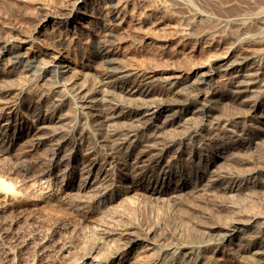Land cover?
Wrapping results in <instances>:
<instances>
[{"label": "bare ground", "instance_id": "bare-ground-1", "mask_svg": "<svg viewBox=\"0 0 264 264\" xmlns=\"http://www.w3.org/2000/svg\"><path fill=\"white\" fill-rule=\"evenodd\" d=\"M132 1L133 0H68L66 4L62 5L58 9L49 7L48 2L47 4L45 2H41L42 4L40 3L44 9L43 11L45 12L40 15L41 17H39V20H37V26L39 28H46L49 26L51 28L50 30H52L54 33L58 32V34L64 32L61 34V36H57L61 42L67 41L65 39V36L67 38V35L71 36L74 40H80L81 37L79 32H72L70 29H67L68 27H65L66 21L70 19L72 20L73 18L82 20L97 18L99 20V28L97 30H92L93 32L91 33H93V36L95 39H97V41L99 40V43L94 49V55L96 58L100 59L101 63L106 66L104 67L106 72L105 77L101 82L102 88L100 92L96 93V89L85 90L84 85L83 87H76V84H74L75 82H69L70 78L73 79L76 78V76L70 73L73 70L72 66L61 61L64 52L59 51L60 49H57L58 51L56 54L50 57L51 61L44 63H38L34 59L32 61L28 60L26 59V56L17 53L5 45H3L2 49L0 50V64H2L1 62L4 60V58H6V63H3V67L0 66V77L3 75L18 74V70L22 72H31L35 69L37 72L40 71L43 74H49V79L43 80V76L40 78L43 83L46 81H51L49 83V88L46 90V93H44V100L43 97L39 98L40 102H45V99L49 100L47 103L51 105L45 106V108L42 109H38V111L34 113V119L30 122V125L22 126L24 125L22 122L13 123L14 119H12L10 112L5 113L4 108L0 109V151L2 153L8 152L9 148L13 147L17 141L21 140H26L29 142L31 147L37 149L39 146L42 147L49 145L48 148L46 147V150L42 156L36 161L34 160L35 162L32 165L26 164L19 166L18 171L21 173H19V175H21L22 179L24 178L28 181H37V189L41 195L40 198L46 200V202L47 200L49 201L53 198L55 205H57L56 203L67 205L69 207L71 205L70 209H72L81 218H86L87 214H92V217L94 216L92 222L93 233L91 232L93 234V238L91 239V242L89 241L90 243L88 248L85 251L82 250V255H79L80 257L78 256L77 259H61L59 264H127V258L132 253L141 252L142 254L144 253V250L151 249L150 247L152 246H149L148 248L147 245H153L154 248V245L158 244L156 236L158 235L160 228H163L164 226H168L166 227L168 228L166 229L167 233L169 234L168 237L171 236L176 238L180 242L185 239V235L182 234L183 228H181L184 227L183 225L185 223L179 221L181 220V217H179L180 219L178 218L179 225L174 219H168L166 215L159 216V218L157 217L159 220L157 223H155L156 225L154 228L150 226H144L145 228H141V233L143 236L139 235V232L135 233L133 231L136 226L134 227L132 225L133 222L129 224L130 221L126 223V226L124 225L122 227H115L110 224L103 225V221L100 220V215L105 214L103 212H105L109 207L111 208V205L120 199L122 188H129L128 191H132L137 187V189L141 190L145 196L153 199L156 205L159 204L160 206L164 207L166 203L168 204V202H172L177 210H181V205L178 201L181 199L182 194L186 193L187 191L189 192L190 190L197 189L212 191L219 188L225 194L230 195L231 193L237 192L249 193L252 191L253 193V191H255L254 189L256 188L264 189V174L258 169L254 168L247 171L245 170L246 172L240 176L241 180H243L242 185L233 187L232 185H227L228 179H231L233 174L232 170L234 169L233 168L231 170V163H233V165L234 163L243 164L244 166V164L250 162V158L248 159L247 155V158H243L242 155L245 152L247 154V151L249 152L250 150L256 148L261 149V153L264 154V7H257L258 9H256V11L251 14H246V12L242 11V15L238 14L239 9H237V14L235 13L234 15L232 12L233 15H231L230 12L231 16H229L228 13V16L225 17V20L222 19L223 21H220V23L216 22L215 26L204 28L202 22L208 19V14L205 15V13L203 14L200 11H197V9L193 8V6L191 7L189 4L190 2H188L189 0H171L175 3V5L188 8L192 12V16H194L191 20L192 22L189 24V30H185L184 33L181 32L183 33V36L186 37V40H188V38L192 39L194 35H213L214 37L215 32L217 34L218 30H221L225 27H231V29L233 28L232 30L236 32L234 33V38L238 43H247L246 45H248L249 43L262 41L263 46L262 49L258 51L255 49H246L247 51L238 55H234L232 53L233 49L230 48L226 54L224 53V56L221 55L220 57H216L212 60L214 65L211 68H205V66L199 67L198 72L195 74L187 73L186 75L176 74L173 76L161 74L162 77L159 79L161 86L158 88V94L164 97V100H161L156 98L152 99L154 98L152 97L154 94L153 92L157 91V89L154 86V82L149 80V77H145L144 75L137 76L135 72L133 73L126 68L116 67L118 62L114 57L117 55L115 54V56L107 47L108 42L114 37V29L116 26H121V28L126 27V29L129 28L132 31L142 29L147 30L149 29L148 27L154 26L150 23V21H148V23L143 17L136 15L129 9L130 6L132 7L134 5L131 3ZM95 3H100V8L106 9L107 12L105 15H102V13L99 11H96V13L94 12V6H96L94 5ZM224 4L226 3L224 2ZM226 6H223V8ZM161 7L165 9L164 7L166 6L164 5ZM144 10L145 9H143V11ZM224 10L226 9H223V11ZM228 10L231 9H227V11ZM138 12L140 11L138 10ZM201 23L202 25H200ZM114 25L116 26L113 28L112 26ZM231 29L229 28V30ZM84 38L85 37L83 36V39ZM260 42L259 44L261 45ZM68 73L72 76H69V79H66L67 76L64 75ZM81 83L82 82H80V84ZM2 84L3 83L0 80V93H9L11 88H7L9 86L6 85L7 87H5V84ZM72 91L75 93V97L77 96L79 99H81L79 102L81 104L78 103L79 105L77 106L78 111L93 122L92 123L90 121L94 125V135L93 137L90 135L93 139H96V141L103 144L104 148H106L105 150H107L111 156L114 154L116 159L120 157L128 159L132 157V155H142L148 151H155V155L152 154V157L154 156V158L150 161L148 160L149 162L147 161L150 166H148L147 163H144L146 164L144 165L143 162V165L141 166H136V162L131 164L121 163L114 170V166L118 164L116 161H113L114 158L112 159L111 163L108 162L99 164L96 161L95 154L93 152V140L91 138L90 139L92 141L87 139L90 137L87 132L86 133L88 134V137H84L82 140L86 145L84 147L85 149L83 151V155L88 161L85 160L84 162L80 163L77 160V156L75 155L76 150L73 148L67 149L64 147V143L68 140L67 134H62L59 129L54 127L60 122H65L66 119L59 117L56 114V109L59 108L65 101H67V94L69 92L73 94ZM83 91L86 92L84 93ZM16 92L12 93L11 101L7 102L9 106L8 108H15L18 104H21V97ZM118 98L120 101H117ZM222 101H226V104H228L226 105L229 106L227 109L234 108L235 111H237L236 108H244L248 112V119L257 120L263 128H257L258 130L256 134L249 139H246L243 137V135H240V133H236V130H234L236 122H233V120L238 119L239 116L237 113L235 114V112V115H231L228 113V111L227 113L229 115H223L226 111L223 114L221 113V110H223L221 109L223 103ZM84 119H82L83 122L85 121ZM66 125L67 127H73V125L71 126V122H67ZM83 125L85 124L81 123V126ZM173 126L183 127L185 131L183 130L184 132L181 131L182 133L171 137L168 134L169 137L161 139V135L165 134V132L169 130L168 128ZM248 127L249 124L246 125V123H243V127L241 126L242 129L239 128V130L247 131ZM82 128L83 127H81V130ZM12 129V133L15 135H12L13 137L11 136L10 138ZM173 133L175 134L176 132ZM189 138L196 139V142H200L203 148L207 149V151L210 149L215 152V156L211 155L212 152L209 155H204L206 158L204 160V165L197 168L198 170L196 172V176H194V179H199L198 183H194L190 179H182L180 174L177 175L179 179L175 178L177 181L170 179L174 174L172 161L169 162L168 160H165V157L169 155L168 153H170V151H172L175 147L174 143L182 142ZM77 148L82 149V147L79 146ZM258 149H256V151H258ZM210 150L208 152H210ZM93 154L94 157L90 158ZM175 157H173L171 160H174ZM139 162H141V160ZM258 164L259 162L257 165ZM33 165H35L34 169L31 167ZM230 165L231 168L229 167ZM238 168L240 169V166ZM136 169H138L140 172H135ZM109 171H111V177L115 179L116 182L124 177H130L135 185L132 184L134 186L130 187H124V185L123 187L115 186L113 183L114 180L113 182H110L108 175ZM235 173L237 174L238 172ZM155 175H157V182L155 184L153 183L154 185H140V182H142L145 177H148L145 179L149 180L155 177ZM59 184L66 187L61 194L57 193V190H60L58 189L60 186ZM56 185H58L57 189ZM0 189L12 191L13 187L0 178ZM243 195L246 194L243 193ZM231 200L225 203L226 205H224L227 213L224 214L225 211H223L224 215L227 214L224 220H228L227 218H229V220L224 222V220L221 219L223 222H219L217 225L214 224V226L210 225L211 227L209 226L208 230L213 233V240L199 237L200 239H198L196 245L194 246H166L160 249L161 252H164L166 257H168L167 260L170 262L169 264H174L176 262V264H179L181 262V256L188 259V262H190L188 264H197L199 263V258L197 257L198 255L196 256V253L206 248H209L213 252H224L225 257L228 258L232 264L238 263L237 261L240 259H246L247 262L249 261L252 264H264V215L259 217L258 215L253 214L254 217L250 219L247 217L248 220L246 219V221L241 220L237 217L235 208L236 205L235 203L233 204ZM246 204L248 203L246 202ZM220 205H222V203ZM242 207L243 206H241V208ZM223 214L221 215V217L223 216L222 218H224ZM255 214H258V212ZM182 217L184 216L182 215ZM4 228L6 229V227ZM186 230H184V232ZM124 231L125 233H122ZM10 235L15 234L12 233ZM154 236L156 240L154 239ZM149 240H151V242L153 240V243L143 245V243H147ZM43 242L39 241L36 244L34 243L35 246H33V251L38 252L45 250L46 246ZM24 244L25 243H23L22 240L20 241V239L17 238H13L11 242L5 243V246H3V248L1 247L3 264H31L30 261L32 259H28L26 261L22 259L24 250L27 249L25 248ZM156 246L158 247V245ZM146 247L147 249H145ZM183 248H186V253L184 251V253L180 252V249ZM143 255H145V253ZM152 255H154V253ZM155 257L150 258L141 256L140 259H138L139 261L134 264H159L160 261H158ZM202 261L204 262L205 260Z\"/></svg>", "mask_w": 264, "mask_h": 264}, {"label": "rangeland", "instance_id": "rangeland-1", "mask_svg": "<svg viewBox=\"0 0 264 264\" xmlns=\"http://www.w3.org/2000/svg\"><path fill=\"white\" fill-rule=\"evenodd\" d=\"M67 1L68 0H0V50L2 49V46L5 45L8 48H11L12 50L16 51L17 53L26 56V59H28V60L32 61L34 59L38 63L39 62L44 63V62L51 61L50 57H52L56 54V52L58 51L57 49H60L59 51L64 52L63 53L64 55L62 56L61 61H63L64 63L66 62V64H70L73 68L72 72H70V73L72 75L76 76V78H73V79L70 78L71 79L70 80L68 77L69 76L71 77L72 75L68 73V74L64 75V76H67L66 79H69L70 83L75 82L74 84H76V87H83V85H84L85 90H91V89L95 90L96 89L95 90L96 93L100 92V90L102 88L101 82L103 81V79L105 77V72H106L104 67H106V66L103 63H101L100 59L96 58L94 55V49H95L96 45L99 43V40L97 41V39L94 38L93 33H91V32H93L92 30H95V29L97 30L99 28V26H98L99 20L97 18L96 19L90 18L87 20L73 18L72 20L70 19V20L66 21L65 22L66 25L64 24L65 27L66 28L68 27L67 29H70V31H72V32H74V31L77 33L79 32L81 37H80V40H74V39H72L71 36L67 35V38L65 36V39L67 41H64V42H61L58 39V37L61 36V34H63L64 32H61V34L60 33L58 34V32L54 33L52 30H50L51 28L49 26L46 28H39L37 26V20H39V17H41L40 15H42L45 12V11H43L44 9L42 8L41 2H45L46 4L48 2L49 7L53 8V9L54 8L58 9L62 5L66 4ZM262 1H264V0H213V1L207 0V2H206V0H195V1L189 0L188 2H190L189 3L190 6L191 7L193 6V8L197 9V11H200L203 14L205 13V15L208 14L207 15L208 19L202 23H203L204 28L205 27L209 28V27L215 26L216 22L220 23V21L225 20V17L228 16V13H229V16H231L233 14L235 15V13L237 14L238 12H239L238 14L242 15V11L246 12V14H251V13L255 12L256 9L264 7V2H262ZM163 2H165V3H163ZM224 2L226 4H224ZM131 3L134 5L132 7L130 6L129 9L132 12H134L136 15L143 17L147 22L150 21V23L154 26L148 27L149 29H147V30L142 29V30L132 31L129 28L126 29V27L121 28V26L114 25L112 27L114 28L116 26L114 29V32L117 35L114 34V37L112 38V40H110L108 42L107 47L112 51V53L114 55L115 54L117 55V56L115 55L116 57H114V58H116V61L118 62L117 63L118 65H116V67L126 68L127 70H129L133 73L135 72V74L137 76H139V75L143 76L144 75L145 77H149L150 78L149 80L154 82V86L157 89V91L153 92L154 94L152 97H154V98H152V99L156 98V99L164 100V97L162 95L158 94V90H159L158 88L161 86V83L159 82L160 77H162L161 74L162 75L166 74L169 76L170 75L173 76L176 74L186 75L187 73L195 74L198 72L199 67L205 66V68L206 67L211 68L214 65L212 60L216 57H220L221 55L224 56L227 53L228 49H230V48L233 49L232 53L234 55H238L242 52L244 53L245 51H247L246 49H249V50L255 49L256 51L262 49V46H263L262 41L261 42L257 41L255 43H249L248 45H246L247 43H238L237 40H235V38H234V36H235L234 33H236V32L234 30H232L233 28L231 29V27H225V28H222L221 30H218L221 33L217 31V34H216V32H215L214 37H213V35H205V36L204 35H201V36L194 35L192 37L193 40L190 38H188V40H186V37L183 36V33L185 30H187V29L189 30V24H190V22H192L191 20L194 17V16H192V12L188 8H186L184 6L182 7L179 5H175V3L171 0H169V1L168 0H163V1L162 0H133ZM99 4L98 3L94 4V5H96V6H94V10H95L94 12L96 13V11H99L100 13H102V15H105L107 12L106 9L100 8ZM213 4H214V6H213ZM164 5L166 6V7H164L165 9H163V7H161ZM223 6H226V7L223 8ZM231 6H232L233 10H232ZM180 7H182V8H180ZM221 7L223 9H226V10L223 11V9ZM240 7H241V9H240ZM242 7H243V9H242ZM245 8H246V10H245ZM143 9H145V10L143 11ZM227 9H231L232 11L231 10L227 11ZM237 9H239L238 12H237ZM138 10L140 12H138ZM230 12H231V15H230ZM232 12H233V14H232ZM165 14H166V16H165ZM219 14H221V15H219ZM189 17L190 18L192 17V18L190 19ZM213 22H214V24H213ZM202 23L200 25H202ZM156 24H157V26H156ZM153 27H155V28H153ZM229 28L231 30H229ZM181 32H183V33H181ZM82 34H84V35H82ZM155 34H156V36H155ZM83 36L85 37L84 38L85 40L83 39ZM115 36H116V38H115ZM182 42H183V44H182ZM259 42L261 43V45L259 44ZM5 59L6 58H4V60L1 62L2 63V64H0L1 67H3V65L6 63ZM18 71H19L18 74L16 73L13 75L12 74L11 75H3L2 77H0V80L3 83L2 85L5 84L4 85L5 87L9 86L7 88H11V90H12V91L10 90V92L6 93V94L0 93V109L4 108L5 113L10 112V115H12V119H14L13 123L22 122L24 124L22 126H28V125H30V122L33 121L34 113L36 111H38V109H42V108H45V106L51 105V104L47 103V101H49V100L45 99L46 100L45 102H40V99H39V98L43 97V100H44V97H45L44 93H46V90L49 88V83L51 81H46L45 83H43V81L40 78H42V76H43V80L49 79V74H45V73L43 74L40 71L37 72L35 69L31 72H22L20 70H18ZM39 75H40V77H39ZM80 82H82V83L80 84ZM83 82H85V83H83ZM89 87H90V89H89ZM70 90H72V89H70ZM15 92L20 95L21 104H18L17 107H15V108H8L9 106H8L7 102L11 101L12 93H15ZM83 92L85 93L86 91H83ZM72 93L73 94H71L69 92L67 94V99H66L67 101H65L59 108L56 109V111H57L56 114L59 117H63L64 119H66L65 122L64 121H63V123L60 122V123L56 124L54 127L59 129L62 132V134H65V135L67 134V139H68L67 141L69 143L66 141L64 143V147H66L67 149L73 148L74 150H76L75 155L77 156V160L80 163H82L85 160L88 161L83 155V151L85 149L84 147L86 145L82 139L84 137H88V134H89V136L91 135L93 137L95 131L93 129V127H94V125L92 124L93 122L90 119H88L87 117L83 116L77 109V106L79 104H81V103H79L81 99H79L77 96L75 97L74 96L75 93L73 91H72ZM117 101H120L119 98ZM222 102H223L222 107L221 106L220 107L223 110L220 109L222 112L221 111H219V112H221L223 114L226 111L223 115H226L228 113L232 115L235 112V114L237 113L239 116V118H238L239 120L238 119L233 120V122H236V125L234 128V130H236V133H238V134L240 133V135H243V137H245L246 139H249L253 135L256 134V132L258 130L257 128H263L258 123L257 120H255V119L249 120L248 119V117H247L248 112L244 108H240V109L236 108L237 111L238 110L240 111V112L239 111L237 112V111H235L234 108H232V109L228 108L227 109V107H229V106H226V105H228V104H226V101H222ZM227 111H228V113H227ZM81 116H82V118H81ZM84 117H85V119H84ZM69 118L73 121L74 124L72 123V121ZM82 119H84L85 121L83 122ZM240 119H241V121H240ZM66 121L71 122V126L73 125V127L72 128L67 127ZM237 122H238V124H237ZM81 123L85 124V125L81 126ZM243 123H246V125L249 124L247 131L239 130V128L242 129L241 126L243 127ZM63 124H65V125H63ZM255 124L256 125L258 124V125L256 126ZM81 127H83L82 130H81ZM61 128H63V129H61ZM168 129L169 130L167 132H165V134L161 135V137H162L161 139L169 137V135H170V137L174 136V135L176 136L177 134L182 133L181 131H183V130L185 131V129L183 127H180V126H173V127L168 128ZM251 130H252V132H251ZM12 132H13V129L11 130L10 138L12 135L13 136L15 135ZM173 132H176V133L174 134ZM78 133H80V134H78ZM81 135H83V136H81ZM91 136L88 137L87 139H89V140L92 139L94 142V143L92 142V145H93V152L95 154L96 161L99 164L108 163V162L111 163L112 159L114 158L113 161H116L118 163V164L114 163V164H116L114 166V170L121 163L131 164L133 162H136V166H141L144 163L148 164V162L154 158V156L152 157V154L155 155V153H156L155 151H150V152L148 151L142 155H132V157H130L128 159L121 158V157L116 159L115 158L116 156L114 154L111 156L109 154V152L107 150H105L106 148H104V145L99 143L98 141H96V139H93ZM25 141L24 140L23 141L22 140L17 141V143L15 145H13V147L9 148L8 152L2 153L0 151V161H1L0 164H3V165H0V173H1L0 178L13 187L12 191L0 189V203H2V204H0V230H1L0 231V242H1L0 243V245H1L0 246V257H1L0 258V264H3V257H2V252H1L2 250L1 249L3 248V246H5L4 245L5 243L11 242L13 240V238L20 239V241L22 240V242L25 243L24 244L25 248H27L25 250H27V251L24 250V254L22 255V259H24L25 261L28 259H30V260L32 259L31 260L32 262L29 260L31 264H59L61 259H65V258L66 259L70 258L68 260H72V258L77 259L78 256L79 255L81 256L82 252L88 248V245L91 242V239L93 238L92 222H93L94 216L92 217L91 216L92 214H90V215L87 214L86 218H81L72 209H70L71 205H70V207L67 205L59 204V203H56L57 205H55V203H54L55 201L53 198L50 199L49 201L47 200V202H48L47 203L46 200H43L42 198H40L41 195L37 189L38 188V184L36 183L37 181H35V180L28 181L24 178L22 179L21 175H19L20 172L18 171L19 166L26 165V164L32 165L37 159H39L42 156V154L46 150V147L48 148V146H49V145L48 146L45 145L42 147L39 146L37 149V148L31 147L29 145V142H27V141L25 142ZM72 143H73V145H72ZM174 144H175L174 145L175 147L173 148L172 151H170L171 154L168 153L169 155H167L165 157V160H168L169 162L172 161V167H173V172H174L173 176L174 177L172 176L170 179L177 181V179H179L177 175L180 174V177L182 179H190L194 183H198L199 179L198 180L196 178L194 179V176H196V172L198 170L197 168L204 165V162H205L204 160L206 159L204 157V155H206V154L209 155L212 152L213 154L211 153V155L215 156V152H213V150H210V149H209L210 152H208L209 150L207 151V149H204L203 146L200 144V142H196V139H192V138H189V139L184 140L182 142H176ZM76 145H77V147L78 146L82 147V149L77 148ZM199 145H200V147H199ZM188 146H190V147H188ZM15 147H16V149H15ZM256 149H258V148H256ZM256 149L250 150L249 151L250 153L247 151V154L245 152L242 155L243 158L244 157L245 158L248 157V159L250 158L249 159L250 162L247 164H244V166H243V164H235L234 163V165H233V163H231L232 168H231V165L229 167L231 168V170L234 168L235 171H234V169L232 170L233 174L231 176V179L230 178L228 179L227 185H232V187L237 186V185H239V186L242 185L243 180H241L240 176L242 174H244L247 170H250L253 168L258 169L259 171H261L264 174V169H263L264 168V154L261 153V149H258V151H256ZM79 151H80V153H79ZM94 154L91 155L90 158H93ZM246 155H247V157H246ZM9 156H10V158H9ZM254 156H256V157H254ZM145 157H146V159H145ZM148 157H149V159H148ZM173 157H175V159L171 160ZM29 159H31V160H29ZM140 160H141V162H139ZM142 162H143V164H142ZM258 162H259V164L257 165ZM144 165H146V164H144ZM247 165H249V166H247ZM148 166H150V165L148 164ZM233 166H235V167H233ZM239 166H240V169L238 168ZM7 167H8V169H7ZM31 167L34 169L35 165H33ZM96 168H97V166H96ZM11 171H13V172H11ZM9 172H11V173H9ZM135 172L139 173L140 171L138 169H136ZM235 172H238V173L240 172V173L236 174ZM110 173H111V171L108 172L110 182H113V180H114L113 183L115 186H122L123 187V185H124V187H128V186L130 187V186L135 185L132 182L130 177H124L121 180H118L116 182L115 179H113L111 177ZM9 175H11V176H9ZM156 176L157 175H155V177H153L149 180H146L148 177L147 178L145 177L146 179L144 178L142 180V182H140L141 184L140 183L139 184L142 186L154 185L157 182ZM175 178H177V179H175ZM132 184H134V185H132ZM57 187H58V185H56V189H57ZM64 188H66V187L60 185L58 187V189H60V190H57V193L61 194L65 190ZM19 189L21 190V192ZM128 189L129 188H122L121 193H120L121 194L120 199H118L116 202H114L111 205V208L109 207L110 209L108 208L105 212H103L105 214L100 215V220L103 221V223H102L103 225L104 224L105 225L110 224V225L115 226V227H122L124 225L126 226V223H128L130 221L129 224H131L133 222L135 224L132 223V225L134 227L136 226V228H135L136 230L133 229V231L135 233L139 232L138 234L143 236L141 233L142 232L141 228H145L148 226L154 228V226L156 225L155 223H157L159 220L158 219L159 216L166 215L168 217V219H170V218H171L170 220L174 219L176 222H178V220L180 219L179 217H181V220H179V221H181L182 223H185V224L183 225L184 227H181V226H179V227L183 228L182 234L185 235L184 236L185 239L182 240V242H183L182 243L179 240H177L176 238H173L171 236H170L171 238L168 237L169 234L167 233V230H166V229H168V228H166L168 226H164L163 228H160V230L158 229L159 232H158L157 236H156L157 232L155 234V236L157 237V241H158L157 243L158 244H155L154 248H153V245H147L148 243H153V240H152V242H151V240H149V242L143 243V245L146 244L148 246V248H149V246H152V247H150L151 249L148 250L146 247L145 249H147L148 251L144 250L145 255H143L144 253L141 254V252L132 253L127 258V261H126L127 264L136 263L137 261H139L138 259H140L141 256H146V257H150V258L151 257L154 258L156 256L155 258H157V260L160 261L159 264H161V263L169 264L170 262L167 260L168 257H166L164 252H161V250H160L161 248L166 247V246H171V247L172 246H175V247L178 246V247H180L181 245H184L185 247H188L191 245L194 246V245H196V242L200 238H206L209 240H213V233H211L208 230L209 226L210 225L214 226V224L217 225L219 222H223V220L227 216V214L224 215L225 213H227L226 209L224 208V205H226L225 203L229 202L231 199H232L231 201L233 202V204L235 203V205H236V206L234 205L236 208V215L241 220L246 221L247 217H248V219L254 217L253 214L258 215L259 217L264 215V189L263 188L254 189L255 191H253V193H252V191L249 193L242 191L246 195H243V193H238V192L237 193H231L230 195H228V194H225L223 191H221L219 188L212 190V191L197 190V189L190 190L189 192L187 191L186 193L182 194L181 199L178 201L181 205L180 206L181 210L180 209L177 210L171 201H170L171 203H169V202H168V204L166 203V205H164V207L160 206L159 204L156 205V203L154 202L153 199L145 196L141 190L137 189V187L135 189H133L132 191H130V190L128 191ZM122 192H123V194H122ZM248 194H250V195H248ZM190 202H191V204H190ZM246 202L248 204H246ZM221 203H222V205H220ZM241 206H243V207L241 208ZM184 208H185V210H184ZM159 210H161V211H159ZM223 211H225L224 214H223ZM165 212H166V214H165ZM257 212H258V214H255ZM189 213H190V215H189ZM2 214H3V216H2ZM181 214L184 217H182ZM216 214H217V216H216ZM222 214L224 215V218H222L223 216L221 217ZM176 215H178V216H176ZM5 217H7V218H5ZM106 217H108V218H106ZM217 219L218 220L220 219V220L218 221ZM221 219H223V220H221ZM227 219L229 220V218H227ZM228 220H224V222L228 221ZM116 223H118V224H116ZM129 224H127V225H129ZM178 224H179V222H178ZM116 225H118V226H116ZM186 226H187V228H186ZM4 227H6V229ZM137 227H138V229H137ZM188 228H191V229H188ZM127 229H129V228H127ZM73 230H75V231H73ZM184 230H186V231L184 232ZM12 233L15 235H10ZM122 233H125V231ZM155 236H154V239L156 240ZM196 237H198V238H196ZM41 238H43V239H41ZM8 240H10V241H8ZM39 241L40 242L44 241L43 243H45L44 245L46 246V249L43 251H38V252L33 251L34 250L33 246H35V244L38 243ZM83 242H84V244H83ZM184 242L187 244H185ZM30 244H32V245H30ZM156 245H158V247ZM203 250L196 253V256L198 255L197 257L199 258L198 259L199 263H197V264H201V263H204V264H223V263L224 264H226V263L232 264V263H230V260H228V258L225 257L224 252H221V251L213 252L209 248H206ZM183 251L186 253L187 252L186 248L180 249L181 253ZM153 253H154V255H152ZM28 257H31V258H28ZM137 257H139V258H137ZM189 257H191V256H189ZM184 258L185 257L181 256V259H180L181 262L179 264H184L186 262H187L186 264L190 263V262H188L187 258H185V259ZM202 260H205V261L203 262ZM237 262L238 263H236V264H250L251 263L249 261L247 262L246 259H240ZM176 263H174V264H176Z\"/></svg>", "mask_w": 264, "mask_h": 264}]
</instances>
